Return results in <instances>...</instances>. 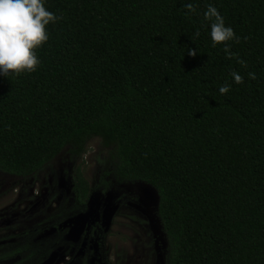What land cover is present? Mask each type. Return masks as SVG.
Wrapping results in <instances>:
<instances>
[{"label":"trees","instance_id":"1","mask_svg":"<svg viewBox=\"0 0 264 264\" xmlns=\"http://www.w3.org/2000/svg\"><path fill=\"white\" fill-rule=\"evenodd\" d=\"M45 7L60 19L37 70L0 76V170L28 177L99 138L120 179L155 189L167 264H264V0ZM209 7L238 38L232 58L213 46ZM73 187L82 202L79 168Z\"/></svg>","mask_w":264,"mask_h":264},{"label":"rangeland","instance_id":"2","mask_svg":"<svg viewBox=\"0 0 264 264\" xmlns=\"http://www.w3.org/2000/svg\"><path fill=\"white\" fill-rule=\"evenodd\" d=\"M77 168L89 187L84 211L77 208L73 193ZM100 187H110L111 191L102 194ZM141 187H147L154 195L152 204ZM102 195L103 205L116 200L119 204L113 208L111 235L98 254L102 257L101 264H167L170 244L158 215L155 189L143 182L120 179L114 172L109 149L99 138L89 140L80 155L64 148L41 170L28 177L0 170V242L16 239L11 245L32 252L29 241L41 238L39 245L43 248H39V256L29 255V258H36L26 263L40 264L52 251V243L45 238L47 235L40 233L54 232L53 229L67 219L87 214L96 208ZM48 201H52L51 207H48ZM64 230L67 232L68 229ZM80 243L81 240L75 251L80 248Z\"/></svg>","mask_w":264,"mask_h":264},{"label":"clouds","instance_id":"3","mask_svg":"<svg viewBox=\"0 0 264 264\" xmlns=\"http://www.w3.org/2000/svg\"><path fill=\"white\" fill-rule=\"evenodd\" d=\"M204 15L206 19L214 18L210 25L213 46L223 44L229 58L235 56L227 43L238 39L234 30L225 25L215 8L209 7ZM59 19L55 13L47 10L45 0H0V76L8 78L35 72L40 63L36 50L49 39L47 26ZM187 51L191 56L197 55V50ZM238 62L244 63L242 60ZM231 75L235 84L243 83L239 73L232 72ZM248 75L251 79L256 78L254 73ZM228 91L227 85L219 88L221 94Z\"/></svg>","mask_w":264,"mask_h":264},{"label":"flooded vegetation","instance_id":"4","mask_svg":"<svg viewBox=\"0 0 264 264\" xmlns=\"http://www.w3.org/2000/svg\"><path fill=\"white\" fill-rule=\"evenodd\" d=\"M146 188L147 187H141V191L147 194L149 202L152 204L155 200L154 195L147 191ZM100 190L102 194L105 191V193L111 191L110 187H100ZM88 192L89 187H87V193L83 201L78 203L73 187L75 203L77 204V208L81 211L86 209L85 204ZM103 196L104 195H102L96 203V208L90 209L87 214L82 213V215L67 219L63 225L53 229L54 232L40 233L41 236L47 235L45 238L48 242L52 243L51 253L40 264H44L46 261H49L48 264H101L102 257L98 254L101 247L105 245L108 237L111 235L109 229L114 217L113 208L116 204H119L118 200H116L103 205V202H101L103 201ZM51 206L52 201H48V207ZM66 228L68 229L67 232L64 230ZM80 240V248L78 251H75V247ZM15 241L16 239L14 241L5 240L0 242V264L6 262H10L9 264H26L28 260L38 257L39 248H43L39 245L41 238L29 241L30 246L33 247L32 252L20 246L11 245ZM10 245L15 247H11ZM53 245L54 247H52ZM25 246H28V244ZM24 254L26 255L22 256ZM29 255L36 257L29 258ZM66 255H69V257L66 258Z\"/></svg>","mask_w":264,"mask_h":264},{"label":"water","instance_id":"5","mask_svg":"<svg viewBox=\"0 0 264 264\" xmlns=\"http://www.w3.org/2000/svg\"><path fill=\"white\" fill-rule=\"evenodd\" d=\"M49 263V261H46L44 264H48Z\"/></svg>","mask_w":264,"mask_h":264}]
</instances>
